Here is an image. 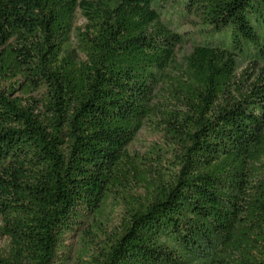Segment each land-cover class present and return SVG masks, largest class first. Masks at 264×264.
I'll return each mask as SVG.
<instances>
[{
	"label": "trees",
	"instance_id": "obj_1",
	"mask_svg": "<svg viewBox=\"0 0 264 264\" xmlns=\"http://www.w3.org/2000/svg\"><path fill=\"white\" fill-rule=\"evenodd\" d=\"M173 4L206 35L179 66ZM90 217L75 264H264V0H0V264H57Z\"/></svg>",
	"mask_w": 264,
	"mask_h": 264
},
{
	"label": "rangeland",
	"instance_id": "obj_2",
	"mask_svg": "<svg viewBox=\"0 0 264 264\" xmlns=\"http://www.w3.org/2000/svg\"><path fill=\"white\" fill-rule=\"evenodd\" d=\"M160 14V20L169 27L185 38V42L175 51V63L177 66L183 63L184 57L187 56L193 46L201 44L206 41L205 34L203 33V27L199 23L198 19L192 15L185 14L181 11L180 7L176 4L172 6H166V8H158ZM86 24L85 19L79 12L75 14V28H82ZM249 64L245 63L237 72L236 79L240 78L241 73ZM171 73L176 74L175 70H170ZM250 72V70H248ZM257 74L258 71H255ZM9 85L8 83L6 84ZM20 92L16 91L14 96H19ZM36 95V93L34 94ZM164 138L160 132L157 131V127L151 122H146L140 129L133 142L128 146V151L131 155L142 159L143 162H147L145 159L148 157L149 149L152 146H164ZM152 156V155H151ZM141 188H137L133 193H142ZM113 199L111 198L104 210L102 221L104 223L103 229L110 233L119 226L123 216L122 207L114 208ZM95 224V219L90 217L85 224L79 230H74L67 233L63 238V247L60 251V257L57 264H75L82 256L86 245L93 243L91 231L95 230L92 226ZM8 247V241L4 237H0V251H3Z\"/></svg>",
	"mask_w": 264,
	"mask_h": 264
}]
</instances>
